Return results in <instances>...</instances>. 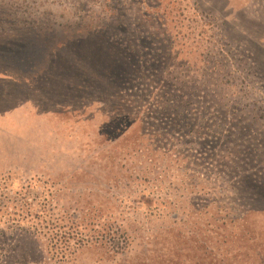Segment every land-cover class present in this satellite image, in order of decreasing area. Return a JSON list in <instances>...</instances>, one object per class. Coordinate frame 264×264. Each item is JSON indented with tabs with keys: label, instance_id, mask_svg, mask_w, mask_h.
Wrapping results in <instances>:
<instances>
[{
	"label": "rangeland",
	"instance_id": "rangeland-1",
	"mask_svg": "<svg viewBox=\"0 0 264 264\" xmlns=\"http://www.w3.org/2000/svg\"><path fill=\"white\" fill-rule=\"evenodd\" d=\"M0 12L16 20L0 39L58 31L0 52V264H264V0ZM108 22L128 25L109 38L139 49L142 73L113 76ZM60 232L84 240L62 261Z\"/></svg>",
	"mask_w": 264,
	"mask_h": 264
},
{
	"label": "trees",
	"instance_id": "trees-1",
	"mask_svg": "<svg viewBox=\"0 0 264 264\" xmlns=\"http://www.w3.org/2000/svg\"><path fill=\"white\" fill-rule=\"evenodd\" d=\"M146 14V13H144ZM4 16H6L4 13L0 12V29L3 28V20L6 21H10V22H15L16 20L13 19V21H11V19H7L4 18ZM118 23H111L108 22L107 24H105V26H103V30L102 31H97L95 34L99 41L101 42V45L99 46L100 49L102 50L103 54L106 55H110L113 54V51L116 52V58L113 59V62L107 63L106 65L108 66H112V70H113V76L117 78L118 81H122V79L125 77H127L128 75L131 74V77L133 76L134 73L140 72L142 73V71L144 70V62H143V58L142 55L140 54V51L138 48H131L130 46L128 47H124L121 44L118 43H112V41L110 40V35H112V33L114 32H118V31H123L126 26L128 25H123V24H119L116 25ZM32 27L30 28H26L23 29L22 31H16V34H13V29L15 27L18 26H12V31L11 34L2 31L3 33L5 32V39H0V52L3 53H15V52H21L22 50H24L25 48L29 47V46H33V43H30L28 41V37L30 35H34L39 37V39H43V34H46L47 37L49 38V35L54 39L55 36H57L58 31L55 30V25L52 26H48V25H44V24H40V23H35V25H31ZM128 29H126L127 31ZM133 34V39L135 40V36H134V32H132ZM50 39V38H49ZM131 39V40H133ZM143 39H140V41ZM139 41V42H140ZM132 42V41H131ZM138 42V43H139ZM149 61V59H147V62ZM146 62V63H147ZM157 63L155 62V60L153 59L150 63H147V65L149 66H154ZM109 79H114L113 76L107 74ZM196 93V90H191V88L189 90H187V94H189V98L191 100L192 95ZM191 101L188 102V104L186 106H191ZM235 137V136H234ZM239 137V136H237ZM251 183V185H255V181H251L250 179H248ZM28 206H30V204H27ZM29 210V212L27 213H31ZM75 233H68V232H60V234H54L50 235L49 237H52V250L54 255H56L61 261L62 260H66L68 257L66 256H71L74 255L76 252V248H78L79 246L82 247V243L84 242L83 239H81V236L79 233L75 234ZM98 236H103L100 235V233H97ZM111 233H107L106 235H110ZM76 237V238H74Z\"/></svg>",
	"mask_w": 264,
	"mask_h": 264
}]
</instances>
